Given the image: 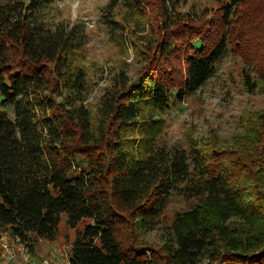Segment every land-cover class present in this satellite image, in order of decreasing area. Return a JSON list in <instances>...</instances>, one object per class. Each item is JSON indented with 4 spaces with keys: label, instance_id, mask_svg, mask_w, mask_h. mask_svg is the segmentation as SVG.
<instances>
[{
    "label": "trees",
    "instance_id": "obj_1",
    "mask_svg": "<svg viewBox=\"0 0 264 264\" xmlns=\"http://www.w3.org/2000/svg\"><path fill=\"white\" fill-rule=\"evenodd\" d=\"M54 1H0V231L32 249L55 241L63 221L82 225L68 264H264V111L244 114L245 133L231 139L213 133L184 148L163 137V115L233 52L248 91H264V0H219L220 26L205 36L193 28L205 14L158 0L156 56L134 80L121 72L94 108L86 27L50 23ZM173 196L190 207L154 244Z\"/></svg>",
    "mask_w": 264,
    "mask_h": 264
},
{
    "label": "rangeland",
    "instance_id": "obj_2",
    "mask_svg": "<svg viewBox=\"0 0 264 264\" xmlns=\"http://www.w3.org/2000/svg\"><path fill=\"white\" fill-rule=\"evenodd\" d=\"M219 6V0H186L177 10L188 12L194 8L199 16L205 14L204 18H199V22L193 25L197 32L205 36L207 27L220 26L217 16L211 17ZM111 7L109 0H55L46 13L52 24L82 23L86 27L88 45L85 47L84 65L89 85L88 105L91 108L98 104L121 72L131 80L139 77L150 58L156 56L154 51H149L150 48H157L162 39L163 18L158 0H149L137 10L128 9L121 4L114 9ZM107 19L113 20L112 27L107 24ZM182 27L191 29L185 25ZM181 39L179 44H186L187 38ZM244 65L237 51L233 52L199 91L166 112L163 115L166 121L164 139L172 145L188 148L192 143L207 139L213 133L223 139L244 134L246 126L242 121L243 115L264 111V91H248L243 81ZM175 66L178 70L182 69L179 63ZM189 207L188 200L173 196L160 219V227L149 234L148 239L154 244H161V236L167 231V226L171 225L175 215ZM81 228L82 225L73 230L63 221L55 241L39 239L32 243L34 260L68 264V252ZM8 236L10 237L8 232L0 231V253L5 251V246H10L4 244V239L10 244L13 240Z\"/></svg>",
    "mask_w": 264,
    "mask_h": 264
},
{
    "label": "built area",
    "instance_id": "obj_3",
    "mask_svg": "<svg viewBox=\"0 0 264 264\" xmlns=\"http://www.w3.org/2000/svg\"><path fill=\"white\" fill-rule=\"evenodd\" d=\"M9 235L13 240H11L10 244L7 239H4V244L7 243L10 246H5V251L3 250L0 253V264H55L48 260L35 261L31 248L18 237L10 233Z\"/></svg>",
    "mask_w": 264,
    "mask_h": 264
}]
</instances>
